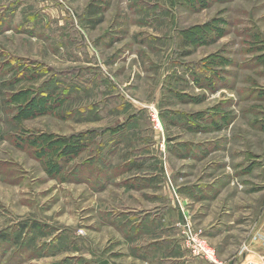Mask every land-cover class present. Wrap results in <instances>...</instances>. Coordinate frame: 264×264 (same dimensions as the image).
<instances>
[{"label":"rangeland","instance_id":"374dc122","mask_svg":"<svg viewBox=\"0 0 264 264\" xmlns=\"http://www.w3.org/2000/svg\"><path fill=\"white\" fill-rule=\"evenodd\" d=\"M184 217L264 248V0H0V264H206Z\"/></svg>","mask_w":264,"mask_h":264},{"label":"built area","instance_id":"2783aa9c","mask_svg":"<svg viewBox=\"0 0 264 264\" xmlns=\"http://www.w3.org/2000/svg\"><path fill=\"white\" fill-rule=\"evenodd\" d=\"M182 226L184 241L193 255L203 259L206 264H224L214 256L212 249L200 240L198 232L188 218L184 217ZM246 249L247 246H244L243 251ZM247 264H264V256H259L257 260H249Z\"/></svg>","mask_w":264,"mask_h":264},{"label":"crops","instance_id":"0c3cea01","mask_svg":"<svg viewBox=\"0 0 264 264\" xmlns=\"http://www.w3.org/2000/svg\"><path fill=\"white\" fill-rule=\"evenodd\" d=\"M247 254L255 255V259L254 260H257L259 256L264 255V248L263 247L255 248L254 247L252 249V246L249 245L248 248L246 249V251H242L241 252V258L239 259L238 264H242V262L244 260V256L247 255Z\"/></svg>","mask_w":264,"mask_h":264},{"label":"water","instance_id":"95a60500","mask_svg":"<svg viewBox=\"0 0 264 264\" xmlns=\"http://www.w3.org/2000/svg\"><path fill=\"white\" fill-rule=\"evenodd\" d=\"M254 259H255V255L247 254L244 256V260H243L242 264H247L249 260H254Z\"/></svg>","mask_w":264,"mask_h":264}]
</instances>
